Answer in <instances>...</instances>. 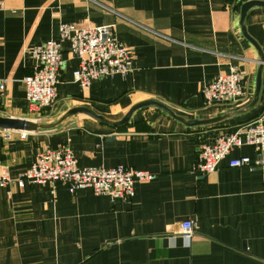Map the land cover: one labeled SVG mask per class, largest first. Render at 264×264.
<instances>
[{"label":"crops","instance_id":"0c3cea01","mask_svg":"<svg viewBox=\"0 0 264 264\" xmlns=\"http://www.w3.org/2000/svg\"><path fill=\"white\" fill-rule=\"evenodd\" d=\"M247 1L0 0V81L6 84L0 117L48 125L82 107L116 123L149 100L186 121L226 116L189 127L148 106L118 127L86 114L34 132L0 127V172L6 169L11 179L0 188V264H264V166L229 167L232 159L255 161L257 153L243 146L212 174L195 170L200 145L264 113V62L239 25ZM61 23L111 26L134 67L82 89L72 77L78 62L64 43L58 104L32 113L23 79L37 62L28 50L56 40ZM244 26L264 56V7L249 9ZM230 67L243 73L247 101L205 106L202 88ZM259 70L258 99L250 106ZM61 148L81 168L121 166L155 178L136 183L131 199L113 202L90 190L71 194L61 184L18 188L16 179L39 152ZM187 220L194 221L190 239L180 234Z\"/></svg>","mask_w":264,"mask_h":264},{"label":"built area","instance_id":"2783aa9c","mask_svg":"<svg viewBox=\"0 0 264 264\" xmlns=\"http://www.w3.org/2000/svg\"><path fill=\"white\" fill-rule=\"evenodd\" d=\"M68 43L70 53L77 60L72 77L82 89L98 79L125 77L134 67V58L128 48L117 40L111 26H87L78 28L71 23H61L56 40L33 46L28 54L37 62L33 72L23 79L24 96L32 113L52 112L57 104L56 87L64 67L62 45ZM244 75L236 67L220 75L201 90L205 106L235 105L246 102ZM6 96V84L0 81V107ZM24 136V134H22ZM8 138V137H6ZM251 147L257 153V160L248 157L232 159L229 167L234 169L264 166V113L253 122L238 127L233 132L221 134L209 145L202 144L196 157L195 170L200 176H208L217 170L218 164L235 149ZM0 167L1 157H0ZM154 175L142 170L125 167L99 168L77 164L68 148L45 149L39 152L34 163L17 179L18 188L29 185L61 184L71 194L79 190H90L95 195L106 196L112 202L116 199H131L134 185L154 179ZM11 182L6 169L0 172V188ZM194 221L187 220L180 225L184 239L193 235Z\"/></svg>","mask_w":264,"mask_h":264},{"label":"water","instance_id":"95a60500","mask_svg":"<svg viewBox=\"0 0 264 264\" xmlns=\"http://www.w3.org/2000/svg\"><path fill=\"white\" fill-rule=\"evenodd\" d=\"M256 6L257 7H264V1L251 0V1L245 2L241 5L239 25H240L243 36L257 49V51L259 53L260 64H263L264 56L262 55L261 50L257 46V44L247 35L246 29L244 26V20H245L247 12L249 11V9H251L252 7H256ZM259 90H260V70L258 71V74H257L256 89H255L254 97H253V100H252L250 106L254 105L257 102ZM148 106H154V107L161 109L162 111H164L165 113H167L168 115L173 117L174 119L182 122L184 125L189 126V127L211 125V124L220 122L226 118V116H220V117H216L213 119L202 120V121H200V120L186 121L183 118L176 116L170 109H168L164 105H162L156 101L149 100V101H144L142 103H139V104L133 106L128 111V113L120 121H118L116 123L109 122V121L105 120L103 117L95 115L93 112H91L90 110H88L86 108L76 107V108H72V109L68 110L58 121H56L55 123H52V124L39 125L37 123L27 121V120H23V119H10V118L0 117V127L8 129V130L24 131V132H34V131L39 130V129H53L56 126H58L59 124H61L67 118L74 116L76 114H86V115H88V116H90V117H92L98 121H102V122L108 123L112 126L118 127V126L126 124L128 122V120L130 119V116L132 115V113L135 110L143 108V107H148Z\"/></svg>","mask_w":264,"mask_h":264}]
</instances>
